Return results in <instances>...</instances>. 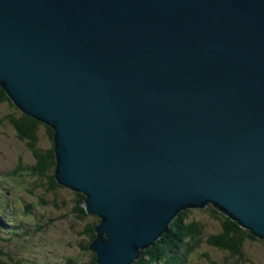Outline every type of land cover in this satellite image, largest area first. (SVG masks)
Listing matches in <instances>:
<instances>
[{"label": "water", "instance_id": "1", "mask_svg": "<svg viewBox=\"0 0 264 264\" xmlns=\"http://www.w3.org/2000/svg\"><path fill=\"white\" fill-rule=\"evenodd\" d=\"M0 85L132 264L188 209L264 238V0H0Z\"/></svg>", "mask_w": 264, "mask_h": 264}, {"label": "rangeland", "instance_id": "2", "mask_svg": "<svg viewBox=\"0 0 264 264\" xmlns=\"http://www.w3.org/2000/svg\"><path fill=\"white\" fill-rule=\"evenodd\" d=\"M12 114L18 116L21 113L10 104L0 103V179L5 183L6 190H9L8 197L12 205L17 206L10 220L12 218L23 221L26 230L29 229L30 237L11 239L9 233H0V246L12 253L15 258L26 259L25 264H62L68 256H81L83 253L81 243H88V238L84 235L85 229L95 219L92 216L82 223L71 214L70 207L74 203L75 191L70 188L63 186L64 188L58 191L57 200L60 207L64 202L70 206L64 207L65 209L61 207L62 210H59L53 203L54 198L47 196L45 188L38 186L33 176L8 178L7 175L17 167L20 160L34 165V158L26 146L27 143L18 139L14 127L5 120L7 115ZM38 147L43 150L53 147V141L43 126L39 130ZM43 197L48 205H42ZM190 210L192 211L189 214L190 219L204 224L205 236L219 232V225L212 221L207 211L198 208ZM14 225L15 223H10L9 226ZM39 225L42 227L41 230H38ZM207 244L203 242L199 248L189 253L186 264H264V238L258 242L248 243L244 247L245 257L238 259L226 260V253H221ZM83 256L84 258L86 256L85 260L91 257L89 254Z\"/></svg>", "mask_w": 264, "mask_h": 264}, {"label": "trees", "instance_id": "3", "mask_svg": "<svg viewBox=\"0 0 264 264\" xmlns=\"http://www.w3.org/2000/svg\"><path fill=\"white\" fill-rule=\"evenodd\" d=\"M0 103L10 104L14 109H17L21 114L7 115L5 120H8L9 124L14 127L18 133V139L26 142V146L32 153L34 158V165L26 164L20 160L18 166L15 168L16 176L34 177L38 186L44 187L47 196L53 197L55 207L59 210L69 208L67 202L60 203L57 200V193L64 187L60 185L56 180V157H55V131L50 126L42 123L30 115L23 112L7 95V92L0 85ZM45 127L47 132L53 141V147L48 150H43L38 147L39 130L40 127ZM20 159V158H19ZM8 192V190H7ZM6 194V193H5ZM0 196V233H9L11 239H24L30 237L29 229L26 230V225L23 221L12 219L11 215L15 212L17 206L9 205L10 202L5 200L4 196ZM73 205L71 208V214L75 216L80 222H85L88 218L94 217L95 221L88 224L85 229L84 235L88 238V243H81V256L67 257L62 264H96L97 254L90 250L91 243L97 238L96 228L100 225L101 219L96 215H89L85 208L86 196L83 193H74ZM42 205H48L44 201V197L41 198ZM27 208V207H26ZM28 209V208H27ZM210 215L212 221L217 222L219 225V232L217 234L211 233L209 236H205V226L200 221L190 219V209L181 212L178 217L172 222L168 228V232L164 234L160 239L156 240L152 247L147 250L141 251V258L133 264H186L187 255L193 252V250L199 248L203 242H207L208 246L214 248L221 253H226L225 259H235L245 257L244 247L251 242H258L260 239L254 236L249 230H245L240 224L231 218L227 217L223 212L213 205H208L205 209ZM13 220V221H12ZM10 223H15L13 227H10ZM39 229L42 227L39 225ZM1 245V244H0ZM91 256L88 260L86 256ZM231 256V257H230ZM12 261L14 264H25L24 258H15L12 253L3 249L0 246V264H10L8 261ZM233 264V263H226Z\"/></svg>", "mask_w": 264, "mask_h": 264}]
</instances>
